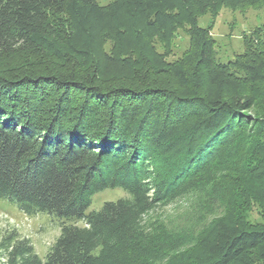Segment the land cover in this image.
Here are the masks:
<instances>
[{"label":"trees","instance_id":"obj_1","mask_svg":"<svg viewBox=\"0 0 264 264\" xmlns=\"http://www.w3.org/2000/svg\"><path fill=\"white\" fill-rule=\"evenodd\" d=\"M215 1L0 0V198L61 220L44 258L1 230L0 264H150L142 216L238 153L257 157L244 169L264 216V116L244 113L264 109V26L219 61L197 25ZM179 28L188 45L165 61L150 37L167 46ZM19 54L47 64L11 65ZM116 187L127 196L86 213ZM167 264H264V222L219 216Z\"/></svg>","mask_w":264,"mask_h":264},{"label":"rangeland","instance_id":"obj_2","mask_svg":"<svg viewBox=\"0 0 264 264\" xmlns=\"http://www.w3.org/2000/svg\"><path fill=\"white\" fill-rule=\"evenodd\" d=\"M111 1L97 0L100 5ZM208 3L209 7L198 12L197 25L209 27L215 41V56L219 61L226 62L243 51L244 40L253 30L264 26V7L261 3L248 1L231 7L218 0ZM150 41L165 61L178 58L188 45V37L183 28L177 29L167 46L154 35ZM110 44V41L105 43L106 50H109ZM38 59L36 55L19 54L8 61L18 66L47 64ZM168 73L158 77L167 78ZM244 113L250 117H263L264 109L257 102L255 108L245 110ZM256 159L255 154L248 152L218 162L213 166L211 178L201 179L177 198L160 203L146 212L141 219V228L152 239L149 263L167 264L177 259L178 255L191 251L196 239L219 216L240 217L253 224L264 222L262 203L251 196L248 186L253 182L252 176L248 175L249 166ZM244 167H248V171ZM124 196L127 193L120 187L100 190L92 195L86 213L99 210L105 201ZM60 221L47 212L26 215L15 203L0 198V231L15 229L19 235L30 240L40 258L45 257L60 234ZM76 224L83 223L78 221Z\"/></svg>","mask_w":264,"mask_h":264}]
</instances>
